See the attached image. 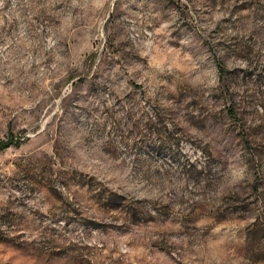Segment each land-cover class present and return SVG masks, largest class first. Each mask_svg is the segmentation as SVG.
I'll list each match as a JSON object with an SVG mask.
<instances>
[{"label":"rangeland","instance_id":"rangeland-1","mask_svg":"<svg viewBox=\"0 0 264 264\" xmlns=\"http://www.w3.org/2000/svg\"><path fill=\"white\" fill-rule=\"evenodd\" d=\"M0 264H264V0H0Z\"/></svg>","mask_w":264,"mask_h":264}]
</instances>
